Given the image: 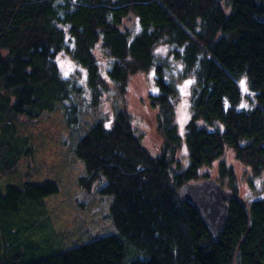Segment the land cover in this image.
I'll list each match as a JSON object with an SVG mask.
<instances>
[{"label":"trees","instance_id":"obj_1","mask_svg":"<svg viewBox=\"0 0 264 264\" xmlns=\"http://www.w3.org/2000/svg\"><path fill=\"white\" fill-rule=\"evenodd\" d=\"M130 15L135 33L123 25ZM163 44L170 48L165 60L155 54ZM60 54L84 68L85 82L60 76ZM169 59L181 63L182 77L194 78L183 136ZM150 70L159 154L141 145L123 107L108 123L95 117L68 143L83 164L80 186L96 184L109 198L115 234L27 261L24 241L44 217L36 209H46L58 186L8 184L0 191V264H264V0H0V88L14 118L33 121L59 105L74 132L80 112L95 111L104 94H126L130 78ZM241 77L254 95L249 108L241 107ZM7 133L0 129V137ZM183 145L188 164L181 169L174 156ZM226 149L260 180L262 194L238 197L234 173L220 161L218 175L234 196L214 234L179 189L208 178L201 169Z\"/></svg>","mask_w":264,"mask_h":264},{"label":"rangeland","instance_id":"obj_2","mask_svg":"<svg viewBox=\"0 0 264 264\" xmlns=\"http://www.w3.org/2000/svg\"><path fill=\"white\" fill-rule=\"evenodd\" d=\"M123 25L132 33L137 30L136 20L132 15L123 22ZM169 50L170 48L164 44L158 45L155 54L165 60L169 56ZM54 61L62 78L85 82L84 68L75 63L69 55L60 54ZM165 63L172 68L167 73L169 80L177 89L176 122L178 133L183 136L185 124L190 116L189 98L194 78L192 75L181 76L180 62L169 59ZM237 84L241 91V107L253 106L251 102L255 103V99L248 90L246 78H239ZM155 92L157 91L153 70L134 75L129 80L126 94L114 96L104 94L95 111L80 112L79 128L76 127L77 129L72 132L66 126L59 105L53 111L45 112L33 121L26 120L23 116L14 118L7 110L6 95L0 88V129L8 130L6 135L0 137V191L4 190L5 185L19 186L26 181L34 183L52 181L58 186V192L45 199L46 211L40 210L43 207L36 209L39 215L44 217H40L38 223L40 230L36 234L33 233L34 237H30L32 241L27 238L24 241L26 243L21 251L29 257L27 261L45 258L69 247L83 244L90 240V236L115 234L116 230L109 218V198L99 194L96 184L91 190L80 186L78 179L84 176L83 164L74 157L68 143L71 144L84 133L95 117L100 116L105 119L107 114L110 121L115 110L123 107L130 114L132 127L141 145L150 154H159L162 143L155 132L154 113L149 108L148 99L149 94ZM175 153L176 162H181L179 167L184 169L188 164L185 146L175 148ZM16 159V165L11 167ZM220 161H224L226 167L232 169L238 197L249 202L262 194L260 180L252 175L251 169L235 158V154L230 149H226L221 159L214 162L210 168H202L200 174H206L208 178L215 179L226 190L231 191L227 187L229 186L227 178L222 179L218 175ZM252 186L255 188L253 195L250 191ZM17 236H20V232ZM73 242L74 244L70 246Z\"/></svg>","mask_w":264,"mask_h":264},{"label":"water","instance_id":"obj_3","mask_svg":"<svg viewBox=\"0 0 264 264\" xmlns=\"http://www.w3.org/2000/svg\"><path fill=\"white\" fill-rule=\"evenodd\" d=\"M105 115V122H108ZM179 196L195 206L210 231L216 234L223 226L228 214V202L234 196L215 179L207 178L189 182L179 189Z\"/></svg>","mask_w":264,"mask_h":264}]
</instances>
